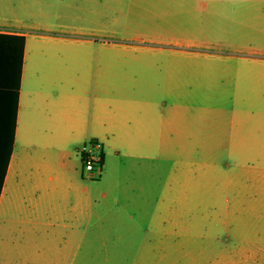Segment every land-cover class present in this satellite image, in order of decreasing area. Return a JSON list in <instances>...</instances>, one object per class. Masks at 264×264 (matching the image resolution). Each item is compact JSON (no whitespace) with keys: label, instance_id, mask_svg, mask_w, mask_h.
<instances>
[{"label":"crops","instance_id":"0c3cea01","mask_svg":"<svg viewBox=\"0 0 264 264\" xmlns=\"http://www.w3.org/2000/svg\"><path fill=\"white\" fill-rule=\"evenodd\" d=\"M162 6L164 24L172 27H162L164 38L151 37L144 47L162 62L132 67L130 82L121 84L106 76L119 70L103 64L94 28L83 38L62 29L70 1L0 0V264H74L88 242V213L107 195L90 188L87 177H95L86 173L80 148L101 143L100 182L110 171L129 169L133 180L136 170L165 169L168 138L179 135L181 108L194 100L181 88L198 78L197 67L238 70L242 116L256 122L242 132L239 172L240 194L257 201L256 223L207 264H264V57L241 48L248 20L242 14L255 11L250 20L263 32L264 0ZM122 88L133 95L120 97Z\"/></svg>","mask_w":264,"mask_h":264},{"label":"rangeland","instance_id":"374dc122","mask_svg":"<svg viewBox=\"0 0 264 264\" xmlns=\"http://www.w3.org/2000/svg\"><path fill=\"white\" fill-rule=\"evenodd\" d=\"M66 1L73 8L62 29L72 38H83L94 28L97 42L103 43V64L119 70L107 77L126 84L132 67L162 62L149 57L144 47L151 37L164 38L162 27H172L164 24L162 5L178 0ZM92 7L98 13H92ZM244 13L248 20L241 26L247 38L242 37L241 48L248 56L264 57L257 51L264 52V31L256 33L255 21L250 20L255 11ZM51 22L52 29H59L56 20ZM197 68L198 78L181 88L184 93L190 90L194 100L181 108L179 135L168 138L165 169L136 170L133 180L128 179L129 169L110 171L100 182L101 164L92 172L95 178L87 177L94 192L107 195L88 213V242L79 249L81 263L77 259L74 264H207L222 247L232 248L247 225L256 223L257 201L246 200L239 189L242 132L256 125L242 116L239 71ZM136 74L142 77V68ZM126 90L122 88L119 96L133 95ZM122 154L116 158L121 162ZM119 175L121 180H109Z\"/></svg>","mask_w":264,"mask_h":264},{"label":"built area","instance_id":"2783aa9c","mask_svg":"<svg viewBox=\"0 0 264 264\" xmlns=\"http://www.w3.org/2000/svg\"><path fill=\"white\" fill-rule=\"evenodd\" d=\"M101 143L92 140L85 143L79 150V155L87 171L93 172L97 167H101L102 154L100 152ZM97 152V153H95Z\"/></svg>","mask_w":264,"mask_h":264},{"label":"trees","instance_id":"16d2710c","mask_svg":"<svg viewBox=\"0 0 264 264\" xmlns=\"http://www.w3.org/2000/svg\"><path fill=\"white\" fill-rule=\"evenodd\" d=\"M22 40L24 41V38H22ZM12 148H13V145H12V137H10V141H9V158H10V155H11V152H12ZM101 163H103V156H102Z\"/></svg>","mask_w":264,"mask_h":264}]
</instances>
